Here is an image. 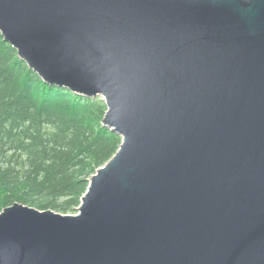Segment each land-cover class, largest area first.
Here are the masks:
<instances>
[{
  "label": "water",
  "instance_id": "obj_1",
  "mask_svg": "<svg viewBox=\"0 0 264 264\" xmlns=\"http://www.w3.org/2000/svg\"><path fill=\"white\" fill-rule=\"evenodd\" d=\"M0 32L122 137L76 214L3 209L0 264H264V0H0Z\"/></svg>",
  "mask_w": 264,
  "mask_h": 264
},
{
  "label": "trees",
  "instance_id": "obj_2",
  "mask_svg": "<svg viewBox=\"0 0 264 264\" xmlns=\"http://www.w3.org/2000/svg\"><path fill=\"white\" fill-rule=\"evenodd\" d=\"M100 97L46 83L0 32V213L16 202L76 213L122 137Z\"/></svg>",
  "mask_w": 264,
  "mask_h": 264
},
{
  "label": "rangeland",
  "instance_id": "obj_3",
  "mask_svg": "<svg viewBox=\"0 0 264 264\" xmlns=\"http://www.w3.org/2000/svg\"><path fill=\"white\" fill-rule=\"evenodd\" d=\"M100 97H102L103 99H104V97L103 96H100ZM105 100V99H104ZM79 207V206H78ZM77 211H78V208H77ZM77 213V212H76ZM76 213H68V214H76Z\"/></svg>",
  "mask_w": 264,
  "mask_h": 264
}]
</instances>
